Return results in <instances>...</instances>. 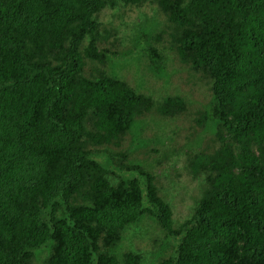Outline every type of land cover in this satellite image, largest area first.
<instances>
[{
	"label": "trees",
	"instance_id": "16d2710c",
	"mask_svg": "<svg viewBox=\"0 0 264 264\" xmlns=\"http://www.w3.org/2000/svg\"><path fill=\"white\" fill-rule=\"evenodd\" d=\"M147 3L154 13L136 40L147 44L148 70L165 89L171 49L211 92L198 123L217 146L190 154L202 188L177 225L155 173L130 158L142 139L112 148L154 108L172 118L188 109L179 94L156 101L131 85L102 45V10ZM146 220L166 238L150 261L118 253ZM41 256L264 264V0H0V264Z\"/></svg>",
	"mask_w": 264,
	"mask_h": 264
},
{
	"label": "rangeland",
	"instance_id": "374dc122",
	"mask_svg": "<svg viewBox=\"0 0 264 264\" xmlns=\"http://www.w3.org/2000/svg\"><path fill=\"white\" fill-rule=\"evenodd\" d=\"M153 10L154 6L149 3L140 7L120 4L115 9L107 7L102 10L99 19L104 30L109 31L102 45L118 54V57L112 59L118 65L116 72L131 85L140 91L151 93L156 101H161L168 93L179 94L185 98L188 109L184 114L172 118L163 116L154 108L139 122H135V127L125 135L121 146L112 148L121 150L132 147L136 139H142V146L133 149L130 158L143 162L147 169L155 173L161 194L171 203L174 224L177 225L187 218L202 188L200 178L194 176L188 166V158L197 145L214 148L217 144L214 142L213 131L198 123L202 117L200 114L203 104L211 98L206 80L197 73L183 69L171 49L165 51L166 68L175 72L170 76V82L165 89L161 78H156L148 70L147 57L141 53L147 44L139 43L136 35L139 30L145 29L143 25H139L142 22L146 25V21L150 19L148 16L154 13ZM139 54L142 55L140 60ZM188 142H192L191 148L186 147ZM125 236L126 240L121 241L118 253L140 251L146 262L150 261L156 248L166 240L160 228L149 220L141 222L136 233L133 227L128 228ZM42 254L47 256L46 251ZM45 259L43 256L37 257L34 264H46Z\"/></svg>",
	"mask_w": 264,
	"mask_h": 264
}]
</instances>
